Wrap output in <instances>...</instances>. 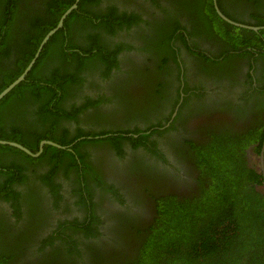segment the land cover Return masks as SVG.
Segmentation results:
<instances>
[{
	"label": "flooded vegetation",
	"instance_id": "obj_1",
	"mask_svg": "<svg viewBox=\"0 0 264 264\" xmlns=\"http://www.w3.org/2000/svg\"><path fill=\"white\" fill-rule=\"evenodd\" d=\"M184 1L99 0L96 9L116 11L120 25L112 23L113 33L93 30L109 59L88 61L74 85L68 60L71 91L65 98L57 92L66 118L57 117L59 124L49 131L48 123L30 128L16 117L8 128L4 123L5 132L17 126L21 136L27 135L22 141L30 153L40 152L33 157L14 147L4 154L0 148V220L15 225L14 233L30 241L33 250L59 224L69 221L72 227L77 220L82 225L65 232L78 243L76 264L137 260L158 209L195 204L203 190L211 189L207 159L215 155L214 160L220 148L231 160L241 158L243 168L254 170L264 183V139H256L264 132V50L239 47L229 51L232 58L223 56L220 45L203 33L189 35L197 30ZM238 3L229 9L247 12ZM237 18L258 25L248 13ZM176 19L181 28L165 41L164 31ZM257 34L264 41V33ZM68 42L65 47L72 48ZM51 66L47 60L39 71ZM246 136L253 140L240 148ZM0 141L6 140L0 135ZM42 142L64 149L44 144L40 151ZM50 147L56 148L53 155L64 162L62 168L53 162ZM66 154L73 155L77 168L68 167L72 159ZM89 228L94 234L87 235ZM8 236L7 231L4 240ZM32 255L37 253L24 257V264L36 262Z\"/></svg>",
	"mask_w": 264,
	"mask_h": 264
},
{
	"label": "trees",
	"instance_id": "obj_2",
	"mask_svg": "<svg viewBox=\"0 0 264 264\" xmlns=\"http://www.w3.org/2000/svg\"><path fill=\"white\" fill-rule=\"evenodd\" d=\"M216 1L220 11L227 18L242 17L244 13H248L252 19H258L256 26H264V5L263 7L260 5L264 0H237L239 5L244 6L241 9L247 10L244 13H240L242 11L239 8H237L239 12L229 9L228 5L235 3L236 0ZM33 2L36 7L31 5ZM74 2L75 0H0V93L23 73L42 39L56 27L60 16ZM98 3L99 0H79L77 8L63 21V27L45 44L25 79L0 100L2 139L25 146L22 138L27 135L21 136L22 133L17 126H13L8 132L2 128L4 123H11V118L14 117L30 128L38 125L37 122L43 126L44 123H48L47 131L59 124L57 117L66 118L59 101L63 95L65 98L71 91L68 75L70 72L66 68L69 59H72L69 68L75 77L71 85L79 78L78 74L88 67L86 65L88 61L99 62L109 59L105 56V49L97 45V41H100L99 33L93 30L104 27L113 33L115 30L112 23L118 25L120 18L116 11L111 10L105 14L103 10H97ZM183 4L189 5L188 17L191 19V28L197 30L189 35L195 38L196 34L203 33L208 41H212L210 42L212 45L217 43L220 45L223 56L232 58L233 54L229 53L231 49L264 50V41L257 33L237 29L218 18L211 0H207L205 5L200 4L198 0L191 2L185 0ZM236 20L238 23L241 22L239 18ZM207 26H210L208 30L205 29ZM180 28V23L176 19L164 31L166 34L164 40L170 42L173 33ZM179 39L182 40L181 37ZM65 41H69V45L72 44L74 47H65ZM257 42L258 45L254 44ZM184 44L186 49H190L187 42ZM193 53L204 56L202 52ZM47 60H51L52 68L44 73L40 72V67L44 66ZM230 73L228 71L225 74ZM58 91L62 92L60 98L57 96ZM5 126L8 128L7 124ZM242 139L244 140L238 145L240 148L245 147L247 141L253 140L247 136ZM256 139L261 143L264 132L258 134ZM0 148L4 154L14 152V148L11 147L0 145ZM259 148L256 149L257 153ZM50 149L53 162L58 168H62L64 162H60L61 158L53 155L57 154L56 148ZM219 150L214 152L218 153L214 163L211 166L208 163L212 169L209 167L208 172L213 176L211 189L203 190L200 200L195 204L185 201L178 202L170 208L158 209L159 218L148 229L149 235L139 248V256H136L138 259L128 261L126 264H264L263 180L254 170L243 168L241 158L231 160L225 156L224 150L221 148ZM71 155H67L72 159L68 167L75 169L77 165ZM214 157L215 155H211L209 159L213 161ZM224 159L229 163L227 166L222 164ZM53 173L54 171H51L49 174ZM99 184L103 185L101 181ZM254 184L258 185V190L254 188ZM7 221L0 220V264H24V257L31 252L37 253L32 255L36 262L31 264H76L77 258L81 256L77 249L78 243L71 238L68 239L69 235L65 234L68 228L78 229L82 225L77 220L73 221L72 227H69L71 223L69 221H65V225L59 224V229L52 234L54 236L42 240L39 249L35 250L30 246V241L22 240L20 233H14L15 225ZM6 230L9 236L4 240ZM94 232L95 230L89 228L87 235ZM113 262L112 264L117 263Z\"/></svg>",
	"mask_w": 264,
	"mask_h": 264
},
{
	"label": "water",
	"instance_id": "obj_3",
	"mask_svg": "<svg viewBox=\"0 0 264 264\" xmlns=\"http://www.w3.org/2000/svg\"><path fill=\"white\" fill-rule=\"evenodd\" d=\"M213 4H214V9L217 13V15L227 24L239 28V29H245V30H249L252 32H259V31H264V26H249V25H244L235 21H232L231 19L227 18L226 16H224L220 10L217 7L216 4V0H212ZM79 0H75L74 4H72L64 13L63 15L60 17L56 27L52 30H50L45 37L42 39V41L40 42L36 53L33 57V59L30 61V63L28 64V66L25 68V70L23 71V73L15 80L13 81L9 86H7L1 93H0V100L2 98H4L14 87H16L20 82H22L27 73L30 71L31 67L33 66V64L35 63L36 59L38 58L39 54L41 53V50L43 49V47L45 46V44L48 42V40L51 38V36H53L59 29L62 28L63 26V21L64 19L77 8V4H78ZM44 144H48L57 148H61L64 149V147H59L58 145L51 143V142H42L41 147H40V151L41 148ZM0 145H4V146H10V147H14L17 148L33 157H36L40 152L36 153V154H32L30 153L26 148H24L23 146H21L18 143H14V142H8V141H0ZM260 164H261V170L264 171V163H263V157L261 156L260 158Z\"/></svg>",
	"mask_w": 264,
	"mask_h": 264
},
{
	"label": "rangeland",
	"instance_id": "obj_4",
	"mask_svg": "<svg viewBox=\"0 0 264 264\" xmlns=\"http://www.w3.org/2000/svg\"><path fill=\"white\" fill-rule=\"evenodd\" d=\"M56 154V153H55ZM226 156V155H225ZM208 163L210 164V166H211V164H213L214 163V160L212 161L211 159H209V161H208ZM224 166H227L229 163L226 161V159H224V162L222 163ZM217 168H219V167H217ZM220 168H222V167H220ZM213 173H214V176H216V172L213 170ZM222 179H224V177L222 178ZM215 180H216V178H215ZM222 197H224V194L222 195Z\"/></svg>",
	"mask_w": 264,
	"mask_h": 264
},
{
	"label": "clouds",
	"instance_id": "obj_5",
	"mask_svg": "<svg viewBox=\"0 0 264 264\" xmlns=\"http://www.w3.org/2000/svg\"><path fill=\"white\" fill-rule=\"evenodd\" d=\"M19 144V143H18ZM21 145V144H20Z\"/></svg>",
	"mask_w": 264,
	"mask_h": 264
}]
</instances>
